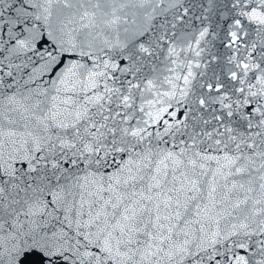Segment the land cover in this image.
<instances>
[{
	"label": "snow or ice",
	"instance_id": "obj_1",
	"mask_svg": "<svg viewBox=\"0 0 264 264\" xmlns=\"http://www.w3.org/2000/svg\"><path fill=\"white\" fill-rule=\"evenodd\" d=\"M0 264H264V0H0Z\"/></svg>",
	"mask_w": 264,
	"mask_h": 264
}]
</instances>
